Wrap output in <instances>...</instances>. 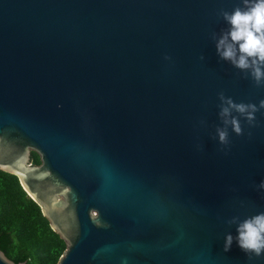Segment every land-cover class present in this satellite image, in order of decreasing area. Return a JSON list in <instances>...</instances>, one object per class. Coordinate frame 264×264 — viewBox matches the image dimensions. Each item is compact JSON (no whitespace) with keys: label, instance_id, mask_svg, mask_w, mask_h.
Instances as JSON below:
<instances>
[{"label":"water","instance_id":"obj_1","mask_svg":"<svg viewBox=\"0 0 264 264\" xmlns=\"http://www.w3.org/2000/svg\"><path fill=\"white\" fill-rule=\"evenodd\" d=\"M237 6L0 0V170L64 241L53 264H264L223 247L264 212V109L216 136L218 93L264 100L216 53Z\"/></svg>","mask_w":264,"mask_h":264},{"label":"clouds","instance_id":"obj_2","mask_svg":"<svg viewBox=\"0 0 264 264\" xmlns=\"http://www.w3.org/2000/svg\"><path fill=\"white\" fill-rule=\"evenodd\" d=\"M241 6L231 12L220 10L218 15L228 25L217 34H212L215 40V49L221 60L229 62L233 67L246 73L256 86H264V0H241ZM165 59H169L167 56ZM220 101L219 117L223 127L216 128V136L221 145L228 146V127L236 135H241V118L249 125H254L255 114L264 109V100L259 104L236 103L223 92L218 93ZM234 113L236 115H234ZM264 191V180L256 186ZM229 225H236L237 235L230 232L224 236V251H228L233 243L237 242L249 259L264 255V212L247 217L242 221L233 216L226 221Z\"/></svg>","mask_w":264,"mask_h":264},{"label":"trees","instance_id":"obj_3","mask_svg":"<svg viewBox=\"0 0 264 264\" xmlns=\"http://www.w3.org/2000/svg\"><path fill=\"white\" fill-rule=\"evenodd\" d=\"M64 241L48 225L38 205L14 174L0 170V249L13 261L53 264Z\"/></svg>","mask_w":264,"mask_h":264}]
</instances>
